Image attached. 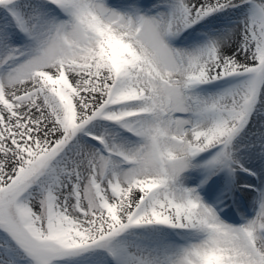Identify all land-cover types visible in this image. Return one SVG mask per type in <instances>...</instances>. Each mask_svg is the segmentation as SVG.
Here are the masks:
<instances>
[{
  "label": "snow or ice",
  "instance_id": "6c2138e0",
  "mask_svg": "<svg viewBox=\"0 0 264 264\" xmlns=\"http://www.w3.org/2000/svg\"><path fill=\"white\" fill-rule=\"evenodd\" d=\"M0 264H264V0H0Z\"/></svg>",
  "mask_w": 264,
  "mask_h": 264
}]
</instances>
